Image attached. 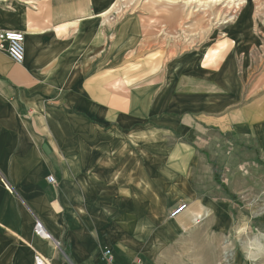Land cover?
Returning <instances> with one entry per match:
<instances>
[{
	"label": "crops",
	"instance_id": "obj_1",
	"mask_svg": "<svg viewBox=\"0 0 264 264\" xmlns=\"http://www.w3.org/2000/svg\"><path fill=\"white\" fill-rule=\"evenodd\" d=\"M5 1L0 29L25 37L22 63L0 51V264H153L229 225L215 170L236 150L264 166L254 0L221 46L166 62L138 18L98 15L107 0Z\"/></svg>",
	"mask_w": 264,
	"mask_h": 264
},
{
	"label": "rangeland",
	"instance_id": "obj_2",
	"mask_svg": "<svg viewBox=\"0 0 264 264\" xmlns=\"http://www.w3.org/2000/svg\"><path fill=\"white\" fill-rule=\"evenodd\" d=\"M48 1L6 0L5 3L35 5ZM194 1L107 0L106 4L113 6L105 17L109 22L132 16L138 18L144 36L154 40L156 53L166 62L188 51L221 46L229 35L230 25L237 22L248 2ZM251 13L263 39V44L256 50L260 54L259 60L251 69L250 82L257 78L253 90L257 84L264 85V0H254ZM233 154L230 171L221 166L217 171L220 197L232 201L228 210L229 225L226 226L222 219L220 223L225 227L220 225L216 234L209 230L200 238L181 239L160 253L153 264H264V166L253 157L252 162L248 161L250 158L238 154L237 150ZM244 224H247V230L241 233L240 227ZM253 242L258 246H250ZM59 243V249L67 251L66 243ZM259 246L262 249H258Z\"/></svg>",
	"mask_w": 264,
	"mask_h": 264
},
{
	"label": "built area",
	"instance_id": "obj_3",
	"mask_svg": "<svg viewBox=\"0 0 264 264\" xmlns=\"http://www.w3.org/2000/svg\"><path fill=\"white\" fill-rule=\"evenodd\" d=\"M24 33L18 30L11 29H0V51L5 52L14 62L22 63L24 59ZM47 181L49 183H55V178L53 175L47 176ZM187 204L182 203L174 207L169 212L170 218H175L179 214H181L186 209ZM202 217L198 215L193 223L199 224ZM34 233L44 239H50V235L44 229L42 223L39 220L35 221L34 224ZM103 257L108 264H112L113 256L111 254V250L106 248L103 251ZM35 264H47V262L39 255L34 257Z\"/></svg>",
	"mask_w": 264,
	"mask_h": 264
},
{
	"label": "bare ground",
	"instance_id": "obj_4",
	"mask_svg": "<svg viewBox=\"0 0 264 264\" xmlns=\"http://www.w3.org/2000/svg\"><path fill=\"white\" fill-rule=\"evenodd\" d=\"M199 1V0H198ZM210 1V0H209ZM213 3L214 2H219V1H223V0H211ZM234 1V0H233ZM232 1V2H233ZM187 2H196V1H194V0H187ZM211 2V3H212ZM113 6V5H112ZM98 15H100V16H106L107 15V10L105 11V12H103V13H101V14H98ZM103 18V17H102ZM261 246H259L258 247V249H262V248H260Z\"/></svg>",
	"mask_w": 264,
	"mask_h": 264
},
{
	"label": "clouds",
	"instance_id": "obj_5",
	"mask_svg": "<svg viewBox=\"0 0 264 264\" xmlns=\"http://www.w3.org/2000/svg\"><path fill=\"white\" fill-rule=\"evenodd\" d=\"M246 230H247V224H244V225H242L240 227V232L241 233L245 232ZM262 235H264V234H262ZM250 246L255 247V246H258V245H256L255 242H253L252 244H250Z\"/></svg>",
	"mask_w": 264,
	"mask_h": 264
},
{
	"label": "trees",
	"instance_id": "obj_6",
	"mask_svg": "<svg viewBox=\"0 0 264 264\" xmlns=\"http://www.w3.org/2000/svg\"><path fill=\"white\" fill-rule=\"evenodd\" d=\"M215 180L220 184L219 176L217 175V170H215ZM222 187H224V186L222 185ZM62 253L65 256V253L64 252H62Z\"/></svg>",
	"mask_w": 264,
	"mask_h": 264
}]
</instances>
